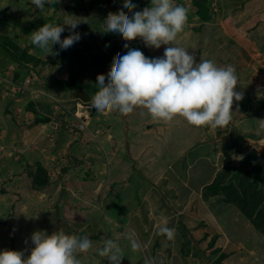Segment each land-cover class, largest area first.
<instances>
[{
    "label": "rangeland",
    "instance_id": "obj_1",
    "mask_svg": "<svg viewBox=\"0 0 264 264\" xmlns=\"http://www.w3.org/2000/svg\"><path fill=\"white\" fill-rule=\"evenodd\" d=\"M93 1L52 0L51 5L46 2L45 7L40 10L31 4L30 0H0V116L6 120L1 123L0 133L5 134L7 131L10 136L6 142H0V146L3 145V148L0 147V251L19 250L27 256L34 246L31 243V235L34 231L44 230L48 234H52L63 230L66 234L77 237L87 236L92 240L93 247L88 252L76 254L82 264H110L107 257H101L98 254L104 241L109 238L119 244L124 255L122 264H146V262L147 264H153V262L155 264H170V262L175 264L176 253L158 252L159 248L163 247L165 240L170 241L166 236L158 234V228L165 221L168 227H171L177 220L180 221V225L184 227L179 228L178 232L186 233L185 238L187 239L185 244L180 247V251L184 252L182 256L186 257L188 249L191 248L189 244L195 237V233L193 235L189 231L195 227H187L184 221L194 222L192 215L205 213L209 220L206 221L207 223L200 221L202 229V226L206 227L214 222L218 224V221L225 229L219 227L218 231H212V233L203 229L207 236L204 240L207 238L210 241L207 244L206 241L205 243L201 241L203 246L198 245L201 248L205 246L203 255L206 259L214 258L215 262L220 260V263L224 264L223 260L231 253L221 251L223 245L220 242L222 239L224 240L225 234L229 233L234 236L237 242H242L244 247L254 250L255 253L251 254L246 251H238L239 254L246 255V257L253 256L255 262L252 258L249 264H264V232L261 233L255 229V224L260 222L259 229L264 230V209L260 211L259 206L255 208L260 198L256 195L260 193V189L259 186L256 188L251 179L249 180L248 173H246L248 179L244 178L246 183L244 186L256 188L253 190L256 191L251 193L248 190V199L245 200H239L238 194L233 190V192L230 190L211 193L205 188L202 195L199 196V193L197 194L194 190V181H191L190 187H186L184 193L179 192L178 188L171 192L169 188L163 187L160 191H155L157 202L150 197H146L143 201L142 195L150 185L155 183L161 163L157 161L154 167L147 171H144L145 169L141 165L134 168L130 164L123 170L124 158H127L128 151L125 146H121L119 153L114 157L111 156L108 163L105 160V153L98 146L99 141L102 140L105 150L111 151L102 134L97 135V139H95L90 135L88 129L83 131L73 129L71 127L76 120L74 118L64 120L63 115L66 113L60 114L61 111L54 110L55 98L58 96L63 99L65 107L73 108L75 106L74 101L68 98L71 97L69 96L71 92L66 93L68 87L71 89L82 88L90 94H95L97 76L99 74L106 76L112 58L118 53L127 52V49L123 47L125 43L133 48L138 46L137 48L147 53L145 56L149 58L162 57L164 54L163 46L158 50L154 47L148 50L142 38L125 41L118 33L104 32V19L109 12L120 11L123 7V0L104 2L103 7L93 4ZM177 1L186 9L192 2L197 6L200 3L209 5L213 2V0L204 2L203 0ZM62 2L69 5V10L64 11L65 7H61ZM132 2L137 4V8H141V10L145 6L151 7V0H132ZM217 3L222 7V10L233 13L237 8L238 0H217ZM92 5L96 7L90 9L89 7ZM137 8L132 11L123 10L131 17ZM66 18L79 21L75 30H70V26L64 25ZM46 22L64 28L61 39L73 34H79L80 39L66 50L61 49L59 44H54L52 53L46 55L43 50L31 43V33ZM210 30H217V32L211 33L213 31ZM209 31L211 38H217V34L219 35L218 27H209ZM220 35L222 37V34ZM201 36L205 35L201 33L199 37ZM22 48L27 49L34 59L25 60L22 57ZM148 51L152 53L148 54ZM27 76H32L31 87L41 92V95H34L27 90H19L7 81L9 79L11 82L20 83ZM31 107L41 113L42 117L43 115L48 116L52 120L60 119L61 115L64 121L60 124L61 128L69 130L70 133H58V129L54 128L52 131H55L59 144L49 145L45 139L36 142L33 136L34 130L27 128L38 117L36 113H33ZM5 110L11 117L5 114ZM139 111L143 113L142 116L155 120L146 108L137 107L131 113V123L137 120L136 116ZM54 112L58 114H54ZM112 116L114 115L96 110L89 129L95 131L97 125L110 128L111 122L108 118H112ZM126 134L127 139H131L134 145L133 135ZM174 137H170V144H176L179 136L174 135ZM182 141L187 142L188 140ZM66 144L68 145L62 149L61 146ZM166 145L163 140L159 148H163L165 152ZM204 147L209 154H212L210 146L204 145ZM40 148L45 149L43 154L38 150ZM49 149L50 152H48ZM68 149L73 152V158H69ZM92 152L97 153L93 154ZM87 153L89 155H86ZM84 155L86 156L84 157ZM166 155L168 156L169 153ZM157 159L160 160V158ZM231 159V154H228L225 167L227 171L232 168ZM77 161L81 162L80 166L88 165L86 168L89 171H84L83 176L80 177L81 180L79 179V181H86L84 184L85 196H81L77 192L78 187L75 183L77 178L72 171L69 172L70 168L64 172V168L75 165ZM97 164H100L103 170L96 171L95 165L97 166ZM38 165L45 168V173L51 182L43 188H34L33 186L31 173ZM92 166L94 169L91 168ZM181 168L182 172L177 169L178 177L184 178V175L187 176L186 170L183 166ZM122 172L132 173L136 179L131 178L130 184L118 186L115 189L114 182L123 177ZM188 173L190 175L191 170H188ZM98 182H100L99 189L95 191V185ZM176 193H180L179 195L182 196L179 205L174 202ZM215 195L233 204L228 205L227 208L218 206V210L215 211L209 201V197ZM59 200H62L63 204L62 202L59 204L57 202ZM203 200L209 201L207 206L206 202H203L204 205L202 204ZM216 200L218 201V199ZM160 202H163L162 209ZM138 207H140V212L133 214L134 220L126 221L125 218L130 217V214ZM208 207L212 212H215L217 219L213 221L210 219L209 214L214 215V213H210ZM253 210H255L254 216L258 214L261 216L256 219V222L251 219ZM169 215L171 217L166 218ZM130 236L140 243L139 251L131 250ZM174 238L176 237L174 236ZM163 249L165 250V248ZM194 249L199 250L197 247ZM207 249H210L209 252H206ZM188 257L191 256L188 254Z\"/></svg>",
    "mask_w": 264,
    "mask_h": 264
},
{
    "label": "crops",
    "instance_id": "obj_2",
    "mask_svg": "<svg viewBox=\"0 0 264 264\" xmlns=\"http://www.w3.org/2000/svg\"><path fill=\"white\" fill-rule=\"evenodd\" d=\"M184 1L188 2V0ZM174 2L182 5L177 0H174ZM202 7L203 11L200 13L199 9ZM200 8L193 2L188 6L187 20L189 21L186 23L183 32L178 35L177 40L174 42V46L187 49L188 52L194 56L197 63L200 62L201 59H208L215 62L218 66L231 64L235 67L238 77V84L235 91L241 93L243 98L239 101L234 99L231 113L232 118L229 123L224 127L216 128L210 126L196 127L189 124L187 120L181 116H176L172 121L165 122L160 119L151 120L146 118V116H142L143 113L140 111L136 116L137 120L131 123V113L122 115L113 111L111 113H105L114 115L112 118H108L111 122L110 128H104L105 126L100 127V125L95 127V131L88 128L93 138L97 139V135L102 134L103 139L107 142L108 146H110L111 151L108 152L105 150L102 140L99 141V149L102 148L105 153V160L108 163L110 162L111 156L114 157L119 153L121 146H125L128 149L127 158H124L123 162V170L128 168L130 164V166L133 165L134 168L141 165L142 168L144 167V171H147L154 167L157 161L161 163L159 167L160 171L157 173L158 177L155 178V183L150 185L142 195L143 201L146 197H150V199L157 202L155 191H160L163 187L169 188L171 192L175 188H178L180 189L179 192L184 193L185 188L190 187L191 181H194V190L201 196L206 186L211 184L219 173L224 171L228 154H231V165L235 167L237 166L238 159L248 150H254L257 155L264 157V127L261 126L264 124V0H238L237 8L234 9L233 13L222 10L217 0H213L209 5L202 4ZM140 10L141 8H137V11ZM209 27H218L219 35L217 34V38L210 37V31L213 30L209 31ZM216 32L217 30H214L211 33ZM201 33L205 36L199 37ZM220 34H222V37ZM205 38L209 39L207 40ZM199 40H201V42H198ZM162 46V51L164 53V49L168 47V45ZM135 47L137 48L138 46ZM148 50H150V47H148ZM210 50L212 51L209 52ZM151 53L152 52L148 51V54ZM123 54H125L124 51L121 55ZM144 54L147 55V53ZM70 92L71 94H69ZM66 93L71 96L68 97L71 98L70 100L78 99L90 103H92L91 98L94 95L82 88L71 89V87L66 89ZM57 95L60 94L57 93ZM95 113L96 111L91 113V120ZM5 114L11 117L7 110H5ZM59 118L58 120L49 119V121L46 122L35 121L30 124V126H27V128L34 130L35 133L33 136L36 142H41L42 139H45V142L54 146L55 144H59L55 131H52L54 128L58 129V133H70L69 130L67 131L61 128L60 124L64 123V121L61 115ZM4 121H6L5 118L0 116V127H2L1 123ZM125 131L129 135H133L132 138L135 140L134 145L131 139H127L128 136ZM174 135L179 136V138H177L176 144H170V137H174ZM9 137L7 131L5 134L0 133V142H6ZM163 140L164 144H167L165 152L163 148H159ZM136 142L138 143L136 144ZM67 145L68 144L62 145L61 148L63 149V147ZM204 145L210 146V152H212V154H209ZM0 147L3 148V145ZM38 150H40L42 154L45 151L44 148ZM48 152H50V149ZM92 153L96 154L97 152ZM166 153H169V155L167 156ZM73 155V152L68 149L69 158H73ZM86 155L89 154L87 153ZM86 155H84V157ZM128 158L131 159V161H128ZM157 158H160V160ZM80 163L81 162L77 161L75 165L64 168V172L70 168L69 172L72 171L73 175L77 178V181H75L78 187L77 192H79L81 196H85L84 184L86 181H79V179L83 176L82 174L84 171L89 170L86 168L88 165L80 166ZM88 164L90 166V162ZM182 166L185 168L188 177L186 175H184V178L178 177L177 169L182 172ZM95 167L96 171L99 169L103 170L100 164H97V166L95 165ZM91 168L94 169L93 166ZM188 170H191L190 175ZM169 171H171L170 174H167ZM244 174L245 173H243L242 176ZM122 176L123 177L114 182L115 189L118 186L130 184L131 178L136 179V177L132 176V173L128 174V172H122ZM189 176H192V178H189ZM242 176L241 178H243ZM99 184L100 182L95 185V191L99 189ZM239 190H241V187H239ZM179 194L180 193H176L174 196V202L178 205L182 198ZM216 199H218V201ZM222 199L216 195L209 197V201L214 208L213 210H218V206L227 208L228 205L233 204L232 202H226ZM263 199L264 195L261 203ZM209 201L203 200L201 202L202 204L206 202L205 204L207 206V202ZM57 202L60 204L62 200ZM85 204L87 205V203ZM159 204L162 209L163 202ZM263 209L264 208L259 210L261 211ZM208 211L214 213V215L209 214L212 221L217 219V215L215 216V212H212L209 207ZM135 212H140V207L135 209V211L130 214V217L125 218V220L132 222V220H134L132 217ZM198 214L200 215H192L194 216V222L191 221L190 223L188 220L184 221L187 227H195L189 231L192 232L193 235L195 233V237L189 244L191 248L188 249L186 257L182 256L184 252L180 251V247L184 245L187 240L185 238L186 233L178 232V229L184 226L180 225V221L177 219H175L177 222L173 223L170 227L175 229L174 236L176 238L170 241H162L163 247L159 248L160 251L158 252L169 251L176 253L175 264H221L220 262H215L214 258L206 259L205 255H203L205 246L201 248L198 244L203 246L201 241L204 243L206 241V244L210 241V239L207 238L204 240L207 236L206 233L203 232V229L212 233V231L216 232L220 228L224 229V227L218 221V224L214 222V224L211 225L210 223L206 227L202 226V229L200 221L207 223L206 221L209 219L205 213ZM168 217L170 218L171 216L169 215L166 218ZM251 224L253 225L252 222ZM255 229L256 231H261V233L264 232V230L259 229L257 226H255ZM220 243L223 245L221 251L231 253L229 257L223 260L224 264H249L253 256L248 255L246 257V255L239 254L238 251H246V253L250 254L255 253L252 248L248 249L243 246L242 242H237L234 236L229 233L225 234L224 240L222 239ZM195 247L199 250L196 251L194 249ZM163 248H165V250ZM209 250L210 249H207L206 252H209ZM188 254L191 257H188ZM238 257H240L239 260H236ZM253 260L255 262L254 258ZM153 264L155 263L153 262ZM170 264L174 263L170 262Z\"/></svg>",
    "mask_w": 264,
    "mask_h": 264
},
{
    "label": "clouds",
    "instance_id": "obj_3",
    "mask_svg": "<svg viewBox=\"0 0 264 264\" xmlns=\"http://www.w3.org/2000/svg\"><path fill=\"white\" fill-rule=\"evenodd\" d=\"M30 2L42 10L46 2L51 4L52 0ZM137 7L132 0H123L122 9L109 12L104 19V32L118 33L125 41L142 38L150 48L168 47L164 49L162 57L149 58L140 49L125 43L123 47L127 52L123 55L118 53L112 58L106 76H97V91L91 98L92 103L87 102L90 105V118L92 107L101 113L116 111L122 115L143 107L153 118L165 122L181 116L196 127L226 126L232 118L234 99L239 101L243 98L241 93L235 91L238 84L235 67L231 64L218 66L208 59H201L197 63L187 49L174 46L187 22V9L184 6L176 4L174 0H151V7L135 11L131 17L123 10L132 11ZM78 23L67 18L64 21L70 30H75ZM63 31L62 26L46 22L31 33V43L46 55L52 53L54 44L66 50L78 42L80 36L73 34L61 39ZM7 81L11 83L9 79ZM27 91L41 95L31 85ZM72 101L76 102L75 99ZM261 126L264 127V124ZM158 234L171 240L175 229L168 227L165 221L158 228ZM129 241L133 252L140 250L137 239L130 236ZM31 243L34 246L27 256L19 250L0 251V264H82L76 254L86 253L93 247L92 240L87 236L77 237L63 230L52 234L44 230L34 231ZM98 254L107 257L110 264H122L124 258L119 244L112 238L104 241Z\"/></svg>",
    "mask_w": 264,
    "mask_h": 264
},
{
    "label": "trees",
    "instance_id": "obj_4",
    "mask_svg": "<svg viewBox=\"0 0 264 264\" xmlns=\"http://www.w3.org/2000/svg\"><path fill=\"white\" fill-rule=\"evenodd\" d=\"M111 0H94L93 1V4H95V5H99V6H104L103 4H105L104 2H106V3H108V2H110ZM205 0H203V2H204ZM202 4L204 5V3H200L199 5H198V7L200 8L201 6H202ZM51 5V4H50ZM93 7L95 8L96 6H93L92 5V7H89L90 9H93ZM202 11H203V7L202 8H200V10H199V12L200 13H202ZM22 50V57L25 59V60H29V59H34V57L31 55V54H29L28 53V50L27 49H25V48H22L21 49ZM31 109L34 111V113H36V116H38L37 117V120H35L36 122H38V121H43V122H46V121H49V117L48 116H44L43 115V117L41 116V113H38V111L35 109V108H32L31 107ZM236 169V167L235 166H232V168H230V169H228V171L227 170H225L224 169V171L223 172H221V173H219V175L216 177V179L211 183V184H209V185H207L206 186V189L209 191V192H211V193H215L216 191L217 192H228V191H230L231 190V192H233V191H235V193L236 194H238V198H239V200H245L246 198H247V193H248V190L251 192V193H255V191H253L254 189H256L257 188V185H258V183L257 182H254L255 183V186H256V188H250V187H245L244 185H246V183H245V181H244V178L245 177H247L246 178V180L248 179V175H249V180L251 179V174L247 171V172H245V174L242 176L243 178H241V180H240V183H239V187H241V190H239V187H236V185L234 184V183H229V184H227V180H228V177H229V175L232 173V171L233 170H235ZM46 170L42 167V166H40V165H38L37 167H36V169L31 173L32 174V177H33V186H34V188H43V187H45V186H47V185H49L51 182H50V179H49V177L46 175ZM246 173H248V175L246 174ZM233 190V191H232ZM261 193V194H260ZM260 193H258L257 195H256V197L258 196V203H257V205H256V207L255 208H257L258 206H259V204L261 203V201H262V198H263V191L262 190H260ZM248 199V198H247ZM256 210V209H255ZM255 210H253L252 212H251V219L253 220V222H256V219L257 218H261V216H259V214L258 215H256V216H254V214H255ZM255 224V223H254ZM257 227H259L260 226V222H258L257 224H255ZM74 231V230H73ZM76 231V230H75ZM218 262H220V260L218 261Z\"/></svg>",
    "mask_w": 264,
    "mask_h": 264
},
{
    "label": "water",
    "instance_id": "obj_5",
    "mask_svg": "<svg viewBox=\"0 0 264 264\" xmlns=\"http://www.w3.org/2000/svg\"><path fill=\"white\" fill-rule=\"evenodd\" d=\"M61 7H65L64 11L69 10V5L63 2ZM95 111L96 109L92 107L91 112L94 113ZM246 171L251 174V180L258 183L264 195V157L257 155L254 150H248L238 159L236 169L229 175L227 184L234 183L239 187L241 176ZM262 208H264V199L259 206V209Z\"/></svg>",
    "mask_w": 264,
    "mask_h": 264
},
{
    "label": "built area",
    "instance_id": "obj_6",
    "mask_svg": "<svg viewBox=\"0 0 264 264\" xmlns=\"http://www.w3.org/2000/svg\"><path fill=\"white\" fill-rule=\"evenodd\" d=\"M31 83H32V76H27L24 79V81L20 83L11 82V84L13 86H16L19 90H28L30 88ZM33 91L34 90H32V92ZM89 107L90 105L87 102H84L82 100H76L75 106L73 108L72 107L67 108L64 106L62 99H60L59 97L55 98L54 109L59 112L61 111L60 114L66 113L65 115H63L64 120L67 118L68 119L74 118L76 122L72 124L71 128L77 129L79 131H83L85 129H88L89 127L90 124V113L88 112ZM56 113L54 112V114Z\"/></svg>",
    "mask_w": 264,
    "mask_h": 264
}]
</instances>
